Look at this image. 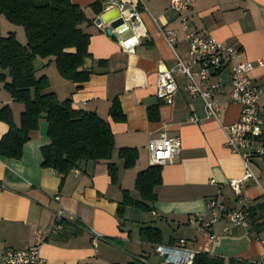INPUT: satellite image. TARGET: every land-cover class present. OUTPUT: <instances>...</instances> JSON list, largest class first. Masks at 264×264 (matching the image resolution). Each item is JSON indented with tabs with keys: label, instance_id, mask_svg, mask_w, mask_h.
Wrapping results in <instances>:
<instances>
[{
	"label": "crops",
	"instance_id": "0c3cea01",
	"mask_svg": "<svg viewBox=\"0 0 264 264\" xmlns=\"http://www.w3.org/2000/svg\"><path fill=\"white\" fill-rule=\"evenodd\" d=\"M69 1L80 7L88 20L81 26L89 36L90 55L83 70L92 74L87 82L73 84L58 75L52 58H37L35 78L46 77L47 93L55 94L59 102L70 101L73 110L94 113L109 123L114 151L110 160L82 162L61 180L53 170L41 166L40 149L49 143L47 123L41 120L19 160L0 156V249L38 245L45 264H160L155 245L143 242L140 236L142 229L151 227L161 233L162 243L157 245L174 246L183 239L199 253L258 264L264 255V155L251 159L255 180L244 182L237 196L229 182L243 177L242 161L227 147L220 125L206 118L202 99L187 94L185 78L176 77L177 91L171 105L156 98L157 73L174 68L176 57L189 64L185 34L169 0H139L145 9L140 10L141 26L132 46L124 42L126 34L114 39L106 34V26L102 24L103 30L95 24L106 12L104 3L101 14L96 15L91 9L95 0ZM187 18L189 30L195 35L211 36L235 49L236 58L225 61L209 80L225 86V92L213 99L220 109V123L235 124L240 107L229 100L230 70L234 63L264 58V0H196ZM169 30L177 33L173 49L161 33ZM13 34L25 45L21 32ZM249 76L262 91L258 103L264 108V67ZM5 82H9L8 77ZM3 85L0 83V109L8 107L18 124L24 107L10 98ZM114 100L125 116L122 123L109 118ZM152 109L154 119L150 120L148 111ZM193 115L200 120L198 124L189 122ZM262 129L264 145V126ZM7 131V125L0 121V139ZM162 134L178 137L181 147L171 164L160 167L161 183L153 190L155 202H143L151 211L142 213L126 207L119 217L123 191L132 200L141 201L134 188L135 178L151 167L149 146ZM123 148L137 151L131 169H125L118 158ZM109 164L117 169L116 184L111 183ZM211 201L217 203L221 213L219 222L211 228L218 237L216 244L191 223L198 216L210 218ZM60 208L66 214L61 230L54 233L55 213ZM247 210V227L228 225L226 214Z\"/></svg>",
	"mask_w": 264,
	"mask_h": 264
},
{
	"label": "trees",
	"instance_id": "16d2710c",
	"mask_svg": "<svg viewBox=\"0 0 264 264\" xmlns=\"http://www.w3.org/2000/svg\"><path fill=\"white\" fill-rule=\"evenodd\" d=\"M107 0H95L92 11L99 15ZM0 16L9 24L22 29L25 45H21L13 33L3 37L0 32V83L10 98L23 105L18 124L8 107L0 109V121L8 127L0 139V156L19 160L23 146L38 130L41 120L47 123L49 143L40 149L43 168L53 170L63 180L82 162L108 161L114 151V139L109 123L94 113H85L71 108L70 101L59 102L53 93H47L46 77L35 78L34 61L53 59L58 75L73 84L88 81L91 71H84V62L89 58V36L81 26L88 23L83 11L69 0H0ZM9 82L6 83V78ZM155 109L148 111L153 120ZM112 122L122 123L125 116L117 100L109 110ZM118 158L125 169L134 167L137 161L135 149L123 148ZM112 184L117 183V169L108 165ZM161 183V169L151 166L137 174L134 188L141 201L129 198L123 191V201L118 208L121 217L126 207L142 213L151 211L143 202L154 203V188ZM249 210L244 214L248 215ZM141 240L151 245L162 243L159 230L145 228ZM193 264H249L242 261H224L206 253L196 255Z\"/></svg>",
	"mask_w": 264,
	"mask_h": 264
},
{
	"label": "built area",
	"instance_id": "2783aa9c",
	"mask_svg": "<svg viewBox=\"0 0 264 264\" xmlns=\"http://www.w3.org/2000/svg\"><path fill=\"white\" fill-rule=\"evenodd\" d=\"M196 0H169V6L179 16L181 30L185 34L188 46L189 64L185 65L178 57L177 64L169 70L159 71L156 75L155 88L156 98L164 104L171 105L173 96L177 91L176 77L181 75L185 78L184 89L191 97H199L204 102L206 118L216 121L226 139V145L233 154L240 157L243 164V177L240 180L230 181L229 186L238 196L243 189L244 182L255 180L250 170V161L254 157L264 155L263 126L264 108L259 105L258 99L262 91L255 87L250 79V73L256 68L264 67V58L255 62L241 61L234 63L230 70V93L229 100L239 105V120L235 124L223 125L220 123V109L214 103L215 96L225 92L222 84L209 82L212 75L217 73L225 61L232 62L235 49L223 42L216 41L211 36L200 37L189 30L187 13L191 11ZM116 9L120 18L129 25L135 35L139 27L140 10H144L143 4L136 2L123 3L120 0H107L104 3V11ZM96 24V23H95ZM102 28V24H96ZM104 30V29H103ZM170 49L177 44V33L175 31H161ZM128 51H132L129 49ZM196 68L193 70V68ZM189 122L198 124L200 120L194 115ZM180 141L178 137H168L162 134L158 139L151 141L149 146V165L164 166L171 164L180 152ZM211 183H214L211 181ZM59 198H54L58 201ZM209 219L198 216L191 220L197 225L200 232L208 234L212 244L218 242V237L211 233V228L220 220V209L216 202L208 204ZM66 211L60 208L55 213V225L53 232L61 230V223L65 218ZM226 220L231 227H247L245 214L242 211H233L226 214ZM224 228V232H227ZM154 252L160 258V264H193L199 252L190 247L187 241L181 239L174 246L155 245ZM0 264H45L40 256L38 245H28L20 250L0 249ZM258 264H264V255Z\"/></svg>",
	"mask_w": 264,
	"mask_h": 264
},
{
	"label": "water",
	"instance_id": "95a60500",
	"mask_svg": "<svg viewBox=\"0 0 264 264\" xmlns=\"http://www.w3.org/2000/svg\"><path fill=\"white\" fill-rule=\"evenodd\" d=\"M96 24H103L106 26V34L114 39L121 37L124 34L127 35L126 41L127 46H132L135 42V35L131 31L129 25L125 23L119 16V12L116 9L106 11L100 15L96 20Z\"/></svg>",
	"mask_w": 264,
	"mask_h": 264
},
{
	"label": "rangeland",
	"instance_id": "374dc122",
	"mask_svg": "<svg viewBox=\"0 0 264 264\" xmlns=\"http://www.w3.org/2000/svg\"><path fill=\"white\" fill-rule=\"evenodd\" d=\"M15 31H19L22 34V39L23 41H21L23 44L26 43L25 38H24V34L21 28L13 26L11 24H9L2 16H0V32L2 34L3 37H7L8 34H10V32H15ZM20 38V36H19Z\"/></svg>",
	"mask_w": 264,
	"mask_h": 264
}]
</instances>
